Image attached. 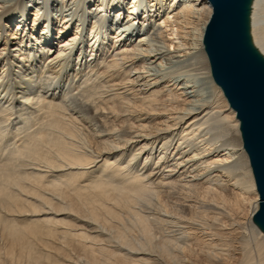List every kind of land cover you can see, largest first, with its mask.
Listing matches in <instances>:
<instances>
[{"label":"bare ground","instance_id":"6f19581e","mask_svg":"<svg viewBox=\"0 0 264 264\" xmlns=\"http://www.w3.org/2000/svg\"><path fill=\"white\" fill-rule=\"evenodd\" d=\"M264 92V0H223ZM216 0H0V264H264Z\"/></svg>","mask_w":264,"mask_h":264},{"label":"water","instance_id":"95a60500","mask_svg":"<svg viewBox=\"0 0 264 264\" xmlns=\"http://www.w3.org/2000/svg\"><path fill=\"white\" fill-rule=\"evenodd\" d=\"M218 8L212 24V57L217 77L226 84L234 106L244 117L246 140L256 167L259 190L264 201V92L247 84L227 61L223 34L224 1L216 0Z\"/></svg>","mask_w":264,"mask_h":264}]
</instances>
